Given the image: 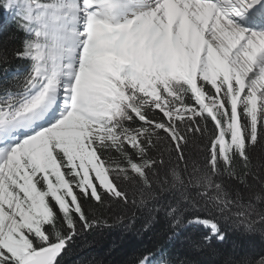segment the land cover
I'll return each mask as SVG.
<instances>
[{
  "label": "snow or ice",
  "instance_id": "6c2138e0",
  "mask_svg": "<svg viewBox=\"0 0 264 264\" xmlns=\"http://www.w3.org/2000/svg\"><path fill=\"white\" fill-rule=\"evenodd\" d=\"M9 13L23 71L0 76V264H61L130 198L174 201L201 248L221 220L264 229V0H0Z\"/></svg>",
  "mask_w": 264,
  "mask_h": 264
},
{
  "label": "trees",
  "instance_id": "16d2710c",
  "mask_svg": "<svg viewBox=\"0 0 264 264\" xmlns=\"http://www.w3.org/2000/svg\"><path fill=\"white\" fill-rule=\"evenodd\" d=\"M3 16L0 15V19ZM16 17L8 21L7 26L0 31V43H7L9 61L0 64V76L23 71V64L11 57V50L18 47L23 37L18 33L15 39L8 37L15 33ZM259 155V153L257 154ZM175 205L169 198L159 202H149L144 206H127L116 203H106L97 209L94 215L100 223L92 231H82L63 255L61 264H102L105 255L104 248L114 253L127 240L130 247L119 256L115 264H134L137 257L151 255L153 264H159L162 256L173 259L176 264H242L245 260H257L264 255V229L260 227L254 232H246L232 221H220L225 234V240L212 241L210 247H198L196 242L202 238L205 231L201 225H189L187 216L182 226L177 227L172 217L167 214V206ZM264 211V207H258ZM187 213L185 212V215ZM102 258V259H101Z\"/></svg>",
  "mask_w": 264,
  "mask_h": 264
},
{
  "label": "rangeland",
  "instance_id": "374dc122",
  "mask_svg": "<svg viewBox=\"0 0 264 264\" xmlns=\"http://www.w3.org/2000/svg\"><path fill=\"white\" fill-rule=\"evenodd\" d=\"M258 153H259V150H257V153L256 154H258ZM130 244H131V242L128 241V240L126 242L121 243V244H116L114 247H116V248L119 247V248L116 249L114 251V253H109L108 252V248L109 247L108 248L107 247L104 248L103 250L105 252V255L102 257L104 260H102L101 263L102 264H115L117 258L119 256H122V254L124 252L126 253L127 249L130 247Z\"/></svg>",
  "mask_w": 264,
  "mask_h": 264
}]
</instances>
